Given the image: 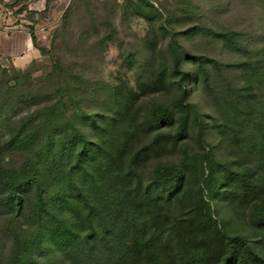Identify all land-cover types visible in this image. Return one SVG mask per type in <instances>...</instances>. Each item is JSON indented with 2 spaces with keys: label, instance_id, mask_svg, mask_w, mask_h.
Returning a JSON list of instances; mask_svg holds the SVG:
<instances>
[{
  "label": "trees",
  "instance_id": "obj_1",
  "mask_svg": "<svg viewBox=\"0 0 264 264\" xmlns=\"http://www.w3.org/2000/svg\"><path fill=\"white\" fill-rule=\"evenodd\" d=\"M177 47L170 45L169 56H152L147 70L141 66L135 88H108L105 112L88 114L79 103L62 123L45 126L47 143L39 154L46 153L49 164L60 167L57 172L39 174L33 159L36 167L27 173L6 169L3 150L23 140L3 145L0 206L24 215L33 232L16 247L12 264H57L50 263L54 256L71 264H264V64L226 66L245 77L236 101L227 94L228 104L253 118L246 123L235 116L232 124L213 119L212 127L221 140L231 136L237 145L242 121L253 147L224 161L207 142L210 124L190 102L189 87L200 83L214 94L212 78L218 74L227 82L225 69L203 56L180 55ZM186 60L197 69L182 68ZM56 91L60 99L44 110L62 114L69 110L64 95L75 103L71 83ZM172 91L169 104L141 108L145 98ZM175 149L180 159L168 161ZM67 156L71 160L63 164ZM54 185L60 194L48 198ZM217 194L228 195L242 232L232 234L221 225L212 203Z\"/></svg>",
  "mask_w": 264,
  "mask_h": 264
},
{
  "label": "rangeland",
  "instance_id": "obj_2",
  "mask_svg": "<svg viewBox=\"0 0 264 264\" xmlns=\"http://www.w3.org/2000/svg\"><path fill=\"white\" fill-rule=\"evenodd\" d=\"M0 18L30 34L34 31L37 40V55L28 63L0 57V149L15 138L23 140L18 147L3 150L4 168L27 173L36 167L33 159L39 174L57 172L60 167L50 165L46 153L39 154L47 143L46 127L56 125L54 121L62 123L79 103L88 114L105 112L106 90L120 84L135 88L139 68L147 70L148 60L155 54L167 52L169 56L171 44H178L180 55L203 56L225 69L227 82L216 78L214 65L208 66L215 76L211 81L214 94L200 83L189 87L190 102L210 124L207 142L219 160L238 158L253 147L246 124L252 113L247 117L227 99L230 94L231 101L237 100L245 77L240 70L227 71L226 66L250 60L264 64V0H0ZM190 65L183 61L182 68L197 69ZM66 80L71 83L75 103L64 95L69 110L62 114L44 110L60 99L56 90ZM175 96V91L149 96L141 108L169 104ZM235 116L246 120L245 125L237 122L241 130L237 145L231 136L221 140L212 127L213 119L231 123ZM180 157L175 149L167 160L177 162ZM70 160L65 157L63 164ZM245 162L249 163L247 157ZM59 194L60 187L54 185L46 196ZM212 203L223 227L232 234L243 231L228 195L217 194ZM16 215L0 206V264H12L17 248L33 235L27 218ZM50 263L71 264L58 256Z\"/></svg>",
  "mask_w": 264,
  "mask_h": 264
},
{
  "label": "crops",
  "instance_id": "obj_3",
  "mask_svg": "<svg viewBox=\"0 0 264 264\" xmlns=\"http://www.w3.org/2000/svg\"><path fill=\"white\" fill-rule=\"evenodd\" d=\"M11 20L0 18V57L18 63H28L36 57L32 35L27 30L14 26Z\"/></svg>",
  "mask_w": 264,
  "mask_h": 264
}]
</instances>
